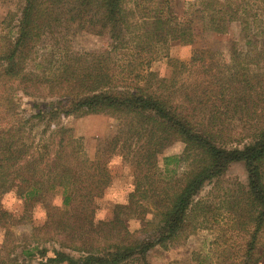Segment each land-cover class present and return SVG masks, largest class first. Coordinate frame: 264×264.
Segmentation results:
<instances>
[{"label": "trees", "instance_id": "trees-1", "mask_svg": "<svg viewBox=\"0 0 264 264\" xmlns=\"http://www.w3.org/2000/svg\"><path fill=\"white\" fill-rule=\"evenodd\" d=\"M184 15L172 0H23L15 35L0 36V264H140L221 220L229 229L213 243L216 264H263L264 0H195ZM234 23L240 39L227 55L170 57L171 43L225 35ZM79 31L107 48L73 52ZM160 60L169 76L151 69ZM19 92L37 99L35 113H18ZM98 114L119 128L91 159L61 120ZM177 142L182 153L165 157ZM118 154L133 189L98 220ZM235 164L247 183L224 187ZM208 185L216 196L199 199ZM56 190L61 204L49 205ZM11 191L24 201L19 217L2 205ZM38 205L46 220L33 226Z\"/></svg>", "mask_w": 264, "mask_h": 264}, {"label": "rangeland", "instance_id": "rangeland-1", "mask_svg": "<svg viewBox=\"0 0 264 264\" xmlns=\"http://www.w3.org/2000/svg\"><path fill=\"white\" fill-rule=\"evenodd\" d=\"M195 0H172L174 12L184 18L188 3ZM23 0H2L0 2V36L12 38L15 35L16 16L19 15ZM188 18V17H187ZM72 51L77 54L101 52L107 48L106 38L96 36L84 31H79L72 37ZM240 39V28L237 23L231 25L225 35L202 34L197 32L193 44L189 42H173L169 47V55L173 59L188 62L195 51L213 50L227 55L232 45ZM151 69L161 76H169L170 67L166 60L158 61L151 66ZM18 113L27 117L35 113L37 99L28 97L21 92L16 93ZM61 124L73 131L74 136L79 139L91 159L95 158L98 145L104 140L113 137L118 128L119 121L109 115L98 114L83 117L70 116L63 118ZM42 127V126H40ZM184 145L177 142L165 151V157L179 155ZM112 174V183L104 195L96 199V218L108 220L112 214V208L118 204H126L129 194L133 189L132 170L128 163L124 162L120 154L115 155L108 164ZM247 174L243 164L231 166L223 179L221 185L235 186L245 185ZM233 188V187H232ZM212 186L208 185L201 192L199 199H214L216 193L211 195ZM49 205H60L62 200L61 191L56 190L48 195ZM2 205L12 215L19 217L24 210V201L21 200L15 191L3 196ZM46 206L38 205L32 212V225L42 226L46 220ZM140 221L131 220L129 228L132 231L140 227ZM206 230H199L190 236L184 243L171 246L168 250L156 248L149 253L145 263L140 264H216L215 240L223 236L228 228V220H221L219 224L210 225ZM28 228L17 229L16 234L30 232ZM4 232L0 229V253L2 251ZM236 242V241H235ZM243 241L239 239V243ZM139 264V263H130ZM264 264V261H263Z\"/></svg>", "mask_w": 264, "mask_h": 264}]
</instances>
